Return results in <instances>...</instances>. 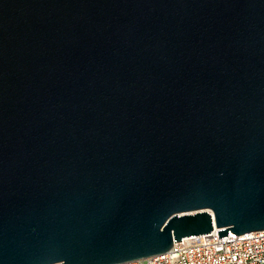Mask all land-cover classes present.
<instances>
[{"label": "water", "instance_id": "obj_1", "mask_svg": "<svg viewBox=\"0 0 264 264\" xmlns=\"http://www.w3.org/2000/svg\"><path fill=\"white\" fill-rule=\"evenodd\" d=\"M264 231V0H0V264H125Z\"/></svg>", "mask_w": 264, "mask_h": 264}, {"label": "built area", "instance_id": "obj_2", "mask_svg": "<svg viewBox=\"0 0 264 264\" xmlns=\"http://www.w3.org/2000/svg\"><path fill=\"white\" fill-rule=\"evenodd\" d=\"M221 229L210 234L187 237L174 243L161 255L125 264H264V231L246 235L228 233L218 238Z\"/></svg>", "mask_w": 264, "mask_h": 264}]
</instances>
